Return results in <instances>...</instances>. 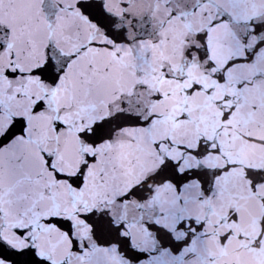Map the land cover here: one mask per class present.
<instances>
[{"label": "snow or ice", "instance_id": "1", "mask_svg": "<svg viewBox=\"0 0 264 264\" xmlns=\"http://www.w3.org/2000/svg\"><path fill=\"white\" fill-rule=\"evenodd\" d=\"M0 264H264V0H0Z\"/></svg>", "mask_w": 264, "mask_h": 264}]
</instances>
